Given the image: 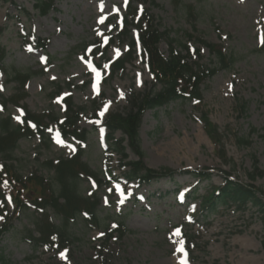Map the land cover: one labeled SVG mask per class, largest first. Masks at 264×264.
<instances>
[{
	"label": "rangeland",
	"instance_id": "rangeland-1",
	"mask_svg": "<svg viewBox=\"0 0 264 264\" xmlns=\"http://www.w3.org/2000/svg\"><path fill=\"white\" fill-rule=\"evenodd\" d=\"M131 2L136 8L144 4L160 31H168L191 51L198 49V55L191 53L192 62L218 67L200 39L221 45L224 53L235 58L231 67L218 69L202 82L200 102L177 100L148 109L138 129L147 167L205 171L209 178L183 172L138 186L126 181L119 169L120 156L111 151L105 137L106 114L125 112L132 93L159 88L139 46L132 60L112 74L106 59L100 58L101 51L97 55L87 52L107 37L112 39L106 49L109 62L125 55L127 40L117 36L120 19L128 12L125 0H53L45 15L33 8L34 0H0V46L5 49L0 63V112L12 116L15 123L21 122V107L61 117L63 104L54 96L69 91L73 104L85 109L77 126L87 133L83 144L52 137L49 148L35 135L22 138L9 163L22 179L34 173L51 180L53 174L43 163L70 157L81 149V160L98 183L95 187V180L82 176L80 195L94 193L98 198L100 225L110 227L121 219L129 230L122 237L114 233L108 240L104 227H88L80 215L71 223L63 246L42 245L29 238V231L39 236L35 221L41 211L28 203V209L17 214L7 201L9 228L0 235V264H180L184 253L187 264H264L263 205L247 201L239 206L228 200L207 212L202 204L207 191L224 184L223 173L234 182L252 186L264 201V0ZM127 22L136 37V19L128 17ZM158 49L167 56L166 40L159 42ZM8 68L35 74L22 89L8 80ZM12 95L18 96V105L6 101L3 107L2 101ZM203 115L217 127L216 142L203 128ZM126 151L128 160L138 159L128 147ZM105 168L113 172V180ZM246 173L255 178L251 180ZM45 211L58 223L51 210ZM176 230L179 236L174 235ZM181 241L183 252H178Z\"/></svg>",
	"mask_w": 264,
	"mask_h": 264
},
{
	"label": "trees",
	"instance_id": "trees-1",
	"mask_svg": "<svg viewBox=\"0 0 264 264\" xmlns=\"http://www.w3.org/2000/svg\"><path fill=\"white\" fill-rule=\"evenodd\" d=\"M132 0H128L127 14L122 19V27L118 29L117 36L120 41L127 40V51L122 58L116 59L110 63V73L124 68V65L130 62L135 53L136 40L133 38L131 29H129L127 18L130 17L136 22L133 24L138 33V42L141 46L142 54L146 55L147 68L151 73L154 82L159 84L158 89H151L143 93H132L128 99V107L125 112H107L104 125L107 130V140L110 142L111 151L120 156V169L124 177L130 180H136L140 184L149 183L163 177H172L175 173H189L191 175L203 178H209L208 172H199L196 170H187L176 172L170 168L162 167L159 169L148 168L142 161L143 152L140 148L138 129L141 123V117L148 109L159 108L167 105L172 101H196L200 102L202 98L201 84L204 80L211 78L218 69H227L231 67L235 58L227 55L223 51V47L219 44L207 42L203 39L199 43L208 48L210 54L213 55L218 67H205L191 61V53L198 55L199 50H190L175 38L170 37L168 31H160L154 23V17L144 8V4L140 3V9L132 5ZM154 5V2H151ZM53 6V0H34L33 8L39 14L45 15ZM113 24V20L110 21ZM114 24V28H116ZM164 39L167 42L168 53L165 56L158 49L159 42ZM112 39H108L107 45L102 46L99 39L97 45L91 47L90 54L97 55L101 51L102 58L106 57V49ZM86 50V49H85ZM185 54H182L183 51ZM5 55L4 47L0 46V63L3 62ZM7 77L9 81H15L24 89L26 82L33 77L35 73L29 69H7ZM86 86V83H84ZM18 96L12 95L8 100L2 101L4 107L6 101L14 102L18 105ZM63 116L53 117L44 114H36L23 110L22 123L16 124L12 121L10 115L4 116L0 112V217L7 218L5 212L6 199H10L14 208V213L27 210V201L40 210L41 217L35 221V226L39 233L38 237H34L29 231L31 242L42 245H64L68 238V229L80 215L85 214L84 221L86 226L92 228L106 229V237L110 238L114 233L117 237H122L129 230L125 227L123 220L118 219L114 225L108 227L100 225L101 220L97 214L98 198L93 193L88 197H83L78 191V184L81 177H90L98 181L95 173H93L88 165L81 160L82 150L78 149L76 154L71 157H60L54 163L52 160L45 161L43 166L52 172L51 180L43 179L34 173L24 179L15 171L11 161L12 154L15 152L18 142L22 138L37 136L42 139L43 143L49 148L51 141L48 133L54 128L58 129L63 137H74L78 141L86 139V131L79 130L77 123L80 115L85 113L84 107H77L73 104L70 95L63 98ZM243 106V105H242ZM94 111V110H93ZM49 116V119H48ZM55 123V127L51 123ZM203 128L208 137L213 141H217L218 131L216 125L211 123L206 115L201 117ZM120 131L126 137V145L138 157L137 160H126L127 153L124 143V137L114 139L113 135ZM241 143H247L240 140ZM255 164V163H254ZM254 171L257 169L254 167ZM260 173L262 176L261 172ZM248 178L253 180L255 177L252 173H246ZM224 184L212 188L202 197L203 207L207 212H212L219 204H226L228 200L237 202L239 206H243L247 201L264 206V201H260L257 192L250 185L241 184L232 181L228 174L223 173ZM8 182V186L4 187V182ZM33 186V189L30 188ZM51 210L58 220L54 222L45 210ZM264 211V209H262ZM106 221V219H105ZM8 220L3 222L0 227V235L8 230Z\"/></svg>",
	"mask_w": 264,
	"mask_h": 264
},
{
	"label": "snow or ice",
	"instance_id": "snow-or-ice-1",
	"mask_svg": "<svg viewBox=\"0 0 264 264\" xmlns=\"http://www.w3.org/2000/svg\"><path fill=\"white\" fill-rule=\"evenodd\" d=\"M125 4H127V0H125ZM99 23L103 24L104 23V19H101L99 21ZM261 43H264V38H261ZM94 88H95V86H94ZM0 90H2V89H0ZM121 98H123V94H121ZM107 109H108V105H105L104 111H107ZM100 115L103 116L104 115V112H101ZM3 186L4 187H7L8 186V182L5 181ZM117 190L119 191V189H117ZM122 202L123 201H121V203ZM9 203H11V200L10 199H9ZM174 235L179 236L180 235L179 230H176V232L174 233ZM177 251L178 252H183V241L180 242V247L177 248ZM62 256H63V254H62ZM186 256H187V253H184V257L185 258L183 260H181L180 264H187Z\"/></svg>",
	"mask_w": 264,
	"mask_h": 264
}]
</instances>
